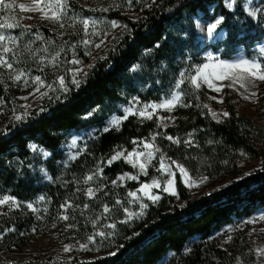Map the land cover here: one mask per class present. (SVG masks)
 I'll use <instances>...</instances> for the list:
<instances>
[{"label": "trees", "instance_id": "1", "mask_svg": "<svg viewBox=\"0 0 264 264\" xmlns=\"http://www.w3.org/2000/svg\"><path fill=\"white\" fill-rule=\"evenodd\" d=\"M64 1L68 14L82 18L96 14L121 23L125 29L113 36L91 62L79 87L68 85L67 92L41 107L43 111L38 109L22 121L0 125V196L20 202H32L44 196L47 213L54 220L70 213L80 226L92 225L100 216L104 217L105 205L122 213V204L116 203L117 196L110 194L118 190L107 189L93 198L86 197L82 191L84 179L106 154L109 136L99 131L88 141L82 154L65 167L62 146L72 132L103 127L130 100L148 104L167 99L176 90L181 73L185 82L178 89L182 97L171 113L173 123L162 128L154 118L145 120L139 124L138 134L144 138L155 135L154 141L162 152L194 175H226L242 157L260 158L264 149V124L238 113L233 95L227 91H223L222 98L228 116L218 123L204 107L206 96L213 93L204 87L197 89L190 82L195 65L202 60L195 28V17L199 14L209 21L217 16L225 17L220 26L226 37L212 46L213 50L222 48L223 59L231 58L239 47L250 57L252 49L264 39L262 22L248 15L243 0H236L233 10L225 6L226 0H150L149 6H142L136 20L115 11L94 13L74 0ZM257 3L264 9V0ZM18 24L0 31L17 34L22 43L41 46L64 61L70 58L63 55L69 48H61L47 28L28 27L19 19ZM67 44L73 46L71 51L79 58L88 61L83 40L75 37ZM19 59L17 66L25 60ZM260 62L264 64V59ZM0 94L15 98L1 82ZM259 94L264 120V89ZM169 136L179 143L169 140ZM187 140L191 143H185ZM31 144L48 151L50 156L42 160L31 150ZM43 168L52 182L43 181ZM175 180L177 197L164 194L156 205H149L145 216L129 223L115 222L109 238L111 253L115 255L66 263L0 258V264H157L170 252L174 255L166 264H245L244 243L233 240L225 245L215 233L235 219L250 217L264 208V166L222 190L194 199H190L179 174ZM69 204L75 208L69 209ZM25 224L29 225L22 227ZM30 224V214L5 212L0 220L2 241L10 242L16 231L29 230ZM2 246L7 248L9 244Z\"/></svg>", "mask_w": 264, "mask_h": 264}, {"label": "rangeland", "instance_id": "2", "mask_svg": "<svg viewBox=\"0 0 264 264\" xmlns=\"http://www.w3.org/2000/svg\"><path fill=\"white\" fill-rule=\"evenodd\" d=\"M74 1L94 13L115 11L131 18L132 20H136L140 16L143 8L142 6L150 5V0ZM8 2H11V0H8ZM31 2L32 0H16L17 4H31ZM227 2L228 0L225 1V6ZM243 2V9L248 15L250 11L255 10L257 12L256 17L250 16L254 20H260L264 26V9L258 5L257 0H243ZM63 4L64 7L62 12L58 13V15L61 16L59 21L42 18L41 13L38 11L22 12L18 7L11 12L12 16H15L28 27L41 26L47 28L54 36L58 45L59 43L61 44V48H69L70 51L64 52L63 55H68L70 58L67 59V61H64L61 57L53 55L50 50H43L41 46L35 47L29 43H22L17 34L5 33V35L15 38L16 43L14 45H9L10 47H13L14 53H10L6 57V59L13 63V70L0 67V82L3 84L6 92L14 93L15 98L12 100V98L0 94V125L8 123L9 121H17L14 117L16 115H21L24 112L28 113V117L33 111L41 109L47 101L62 93L63 91L60 90L59 82L57 80L58 76H64L67 87L68 85H73V72L70 71V69L80 70L76 73V79L80 81V79L86 74L87 70H89L91 62L97 55L102 53L110 39L125 29L124 25L121 23L114 20H105L96 14L84 18L68 14L66 2L64 0ZM6 15L4 13L1 15L0 13V22H3V19L7 17ZM218 17L219 16L216 18ZM84 20L89 22L87 30H85L83 24ZM214 20H203L201 14L195 17V28L200 43V56L202 57V60L195 65L192 75H195L196 71L204 64L215 65L218 61L234 63L241 59H247L261 63L260 59H264V39L252 49L250 57L246 55V51L242 47H239L231 58H221L220 51L222 48L219 47L217 50H213L212 46L217 45L218 42L224 40L226 32L224 28L219 26L217 32L209 37L207 35V24L214 22ZM8 22H13V20L9 19ZM113 23H115L116 27H113ZM60 24H63L64 27L61 28ZM75 37L79 40H83L84 43L85 41H88V43H85V55L87 56L88 61L79 58L73 50L71 51L70 47L73 46L67 44ZM97 45H99V47H97ZM54 56L56 57L55 62L52 61V57ZM19 58L25 60L23 64L17 66V63L20 60ZM73 60H79L80 63L72 64L71 61ZM31 70L36 71L37 74H33ZM208 71H212V69H209ZM19 72H23L24 75L20 80H15L13 77ZM192 75H190V77ZM243 75L245 79L242 82L246 85L247 91L240 86V82L233 83L231 78L214 80V83L218 87H221L220 92L214 91L212 88H209L206 83L201 82L199 88H207L213 93L212 95L206 96L204 102V105L208 106L205 107V109L211 118H213L211 112H215L220 120L225 118L222 113L227 111L223 105L222 95L223 91H227L233 95V102L235 103L238 113L250 116L258 124H264L260 112L261 110L259 108V90L264 89V81L255 80L254 78L247 76L246 73ZM36 76H40L45 85L44 87H40L39 91H36L37 85L33 82L34 77ZM49 84L53 86L52 89L46 87V85ZM253 85H255V87H253ZM176 91L179 90L176 89L174 92ZM252 91L256 92L254 98L250 97ZM41 93H47V95L41 97ZM171 95L168 98H171ZM245 96H249V98L245 99ZM213 97L215 99H213ZM149 104L153 103L140 104L136 100H130L129 103L121 105L119 110L107 119L103 127L91 126L78 132H72L62 146L64 155L62 166L65 167L74 160L70 159L71 156L77 158L82 154L88 141L95 138L99 131L109 136L110 144L105 145L106 154L97 162L94 171L86 176L93 175L94 178L87 183H85L86 178L84 179L82 191H84L85 196L88 197L86 191L89 187L94 190L95 196L98 193L107 191V189L118 190L117 192L114 191L110 194L117 196L116 203L119 201V203H117L118 206L122 204V213H116L112 209H109V212L103 213L105 215L104 217L100 216V218L93 222L92 225L80 226L76 223L70 213H63L60 218L54 220L52 216L47 213L48 205L44 196H38L32 202H20L17 199L8 196L11 200L6 204L0 205V220L5 212L20 211L24 216L31 215V224L29 230H19L18 233L16 231L14 238L10 242L2 241L4 232L0 233V258L6 261L27 260L66 263L71 262L72 260L91 261L98 257L110 255L111 241L109 238L111 237L114 228H110L108 225H115V222L121 221H127L126 223H129L139 219L145 216L149 205H156L164 194L171 195L168 192L163 191L162 187H153L150 189V193L159 196V200L153 202L148 199V196L143 192L137 191L141 188L142 184H152L153 180H155L163 186L167 179H169V176L160 168L161 157L164 158L165 163L172 168L176 175L179 174L181 178L179 171L174 165H171V161L175 159L166 156L160 147L156 145L154 141L155 135L150 138H144L138 134L139 124L145 120H149L142 118L139 115L138 110ZM179 104L180 101L177 106ZM130 107L136 112V114H130L127 119H123L124 110ZM173 110L171 112L162 109L157 110V112L153 114V118L159 126L165 128L173 123L174 118L171 115ZM113 117H120L122 119L119 129L110 128L108 132H104V127L109 126V122ZM159 117H172V119L161 120ZM73 141H75V144H73ZM143 142L153 145V148L144 149ZM33 145L36 146L35 150L32 147ZM30 148L36 155L41 157L42 160H45L50 156L48 151L39 148L36 144H31ZM156 149H159V151H156ZM149 150L153 151L152 159H148L146 155L140 157V162L145 164L146 171L142 172L138 164L136 167H133V163L127 161L123 156L120 159L113 161L111 164H108V160H110L117 151L126 155L129 152L139 151L146 153ZM45 153H47V155H45ZM131 159L135 161V157H132ZM175 161L183 165L179 161ZM263 166L264 149L258 160L242 157L238 160L236 167L226 175L209 177L203 174L194 175L184 166L188 172L189 178L192 180L198 181L201 177L208 178L203 184H200L197 187H188L183 182V178H181V180L188 190L190 199H194L196 197L208 195L214 191L222 190L227 184L240 180L242 177L246 176V173L259 171ZM100 169H102V172L99 171ZM41 174L44 182H52V177L46 169L43 168ZM128 176H136L137 179H128ZM121 177H123V179H121ZM113 181H116V183H113ZM174 187L176 195L171 196L177 197L175 179ZM129 192H137L138 198L134 199L133 197H130L128 195ZM3 197L4 196H0V199ZM41 197H43V199H41ZM13 201L15 203H13ZM178 203L179 205L182 204L180 201H178ZM28 204H32L35 211L29 209L27 207ZM141 204H145L147 207L141 208ZM74 208L73 205L69 204V209ZM125 209H127V211H125ZM129 213H134L135 215L129 218ZM261 216H264V208L258 209L250 217L235 219L231 224L223 226L217 231V233H215V236L225 245L233 243V240H239L241 243H244L245 249L243 259L245 264H264V256L257 254V249H264V231H262V229H264V220L260 219ZM64 217H67V219ZM248 221L253 222L249 223ZM27 225L29 224L22 225V227H26ZM99 232H103L105 235H98L97 233ZM90 236L93 237L91 241L88 239ZM229 237H231V239H229ZM3 244H9V246L6 248L5 246H2ZM81 244L87 245V248L82 249L80 247ZM65 246H69V251H64ZM173 255V252L168 253L157 264H166Z\"/></svg>", "mask_w": 264, "mask_h": 264}, {"label": "snow or ice", "instance_id": "3", "mask_svg": "<svg viewBox=\"0 0 264 264\" xmlns=\"http://www.w3.org/2000/svg\"><path fill=\"white\" fill-rule=\"evenodd\" d=\"M236 3V0H228L226 3V7L231 10L234 8ZM19 8L22 12H40L42 15V18L45 19H52L53 21H59L61 16L58 15V13L62 12V9L64 7L63 0H32L31 4H25V3H16V0H11V2H8V0H0V13H7V17L3 19V22H0V30L4 29H12L14 27H18V19L15 16L11 15V12L15 8ZM249 15L252 17H256L257 12L255 10H252L249 12ZM31 18V17H28ZM11 19L14 22H8V20ZM225 17L224 16H219L214 20V22L208 23L207 24V35L209 37L213 36L214 33L217 32V29L219 26L224 22ZM85 30L88 28L89 22L87 20L83 21ZM60 27L63 28L64 25L60 24ZM113 27H116L115 23H113ZM16 43L15 38L5 35L3 31H0V67H5L8 70H13V63L10 62L6 57L10 53H14L13 47H10L9 45L12 44L14 45ZM85 43H88V41H85ZM99 47V45H97ZM43 59V58H41ZM56 57H52V61L55 62ZM72 64H79V60H73L71 61ZM209 69H212V71H208ZM70 71L73 72V79H72V84L75 85L76 87L80 86V81L76 79V73H78L80 70L79 69H70ZM247 74V76H250L254 78L255 80L258 81H264V64L258 63L255 60H247V59H241L239 61H236L234 63H228L226 61H218L215 65L211 64H204L201 68H199L195 75H192L190 77V82L191 85H193L195 88H199L201 86V82L206 83L209 88H212L216 92L221 91V87H218L215 83L214 80H225V79H232L233 83L240 82V86L242 88H245V91H247L246 85L242 82L245 77L243 74ZM24 75L23 72L17 73L13 78L15 80H20L22 76ZM181 79L178 81L176 84V89H179L180 86L185 82L184 80V73H181ZM57 80L59 82L60 90L63 92H67L68 88L65 84V78L64 76H58ZM33 82L37 85L36 91H39L40 87H44V82L41 80L40 76L34 77ZM231 86V85H229ZM49 89H52V85H46ZM255 87V85H253ZM55 90V89H53ZM44 95H47V93H41V97ZM256 92L252 91L250 93V97H255ZM249 96H245V99H248ZM181 99V92L176 91L171 95V98L163 100L161 103H153L146 105L144 108H141L138 110L139 115L142 118L145 119H152L153 114L157 112V110H165L168 112H171L178 104V102ZM213 99H215L213 97ZM222 102V101H220ZM204 107H208L207 105H204ZM44 109H41L43 111ZM211 111V110H210ZM135 115L136 112L133 111V109L126 108L124 110V116L123 119H127L128 115ZM28 113L24 112L21 115H16L14 118L17 121H21L27 117ZM211 115L213 116L214 119L217 120V122H222L219 118V116L215 112H211ZM224 117L228 116L227 112L222 113ZM159 119H172V117H159ZM122 123V119L120 117H113L110 122L109 126H106L103 131L108 132L110 128H116L117 130L119 129L120 124ZM169 140H172L174 143H179L178 140H174L173 137L169 136L167 137ZM186 143H191V141H186ZM73 144H75V141H73ZM33 149H36V146H32ZM143 147L144 149H152L153 145L143 142ZM156 151H159V149H156ZM47 155V153H45ZM148 159H152L153 157V151L149 150L146 153L145 152H139V151H134V152H129L126 155L122 152L117 151L110 160H108V164H111L113 161L120 159L122 156L129 162L133 163V167H136L137 164L139 165L140 170L146 171L145 164L140 162V157L145 156ZM135 157V161H133L131 158ZM75 156H71L70 159H75ZM171 165H174L175 168L179 171L181 178H183V182L185 183L186 186L188 187H197L200 184H203L208 178L207 177H201L198 181L197 180H192L188 176L187 170L184 168L183 165L177 163L175 160L171 161ZM160 168L163 170L164 173H166L169 176V179H167L166 183L162 186L160 185L157 181L153 180L152 184H142L141 188L138 189V192H143L145 195L148 196V199L152 200L153 202L159 200V196L151 194L150 189L153 187H162V190L165 192H168L171 195H176L175 187H174V179L176 173L172 170V168L165 163L164 158H160ZM102 172V169L99 170ZM251 173H246V175H250ZM127 175V174H125ZM94 178L93 175H90L86 177L85 183L88 181H91ZM128 179H137L136 176H128ZM123 179V177H121ZM113 183H116V181H113ZM86 194L88 195L89 198H92L95 196L94 190L89 187L86 191ZM128 195L130 197H133L134 199L138 198L137 197V192H129ZM43 199V197H41ZM11 200L10 197L4 196L2 199H0V205L6 204ZM13 203H15L13 201ZM119 203V201L117 202ZM27 207L29 209H33L32 204H28ZM85 208L88 207L87 204L84 205ZM141 208L147 207L145 204L140 205ZM127 211V209H125ZM104 212L107 213L109 212V208L105 205L104 206ZM135 215L134 213H129V218L131 216ZM142 215V213H141ZM67 219V217H64ZM261 220H264V216L260 217ZM127 221H121V223H126ZM249 223L253 221H248ZM110 228H115L114 224L108 225ZM264 231V229H262ZM98 235L104 236L105 233L99 232L97 233ZM89 241L93 239V237L88 238ZM231 239V237H229ZM80 247L82 249L87 248V245L81 244ZM64 251L67 252L69 251V246H65ZM112 255H115V253H111ZM257 254L264 256V249H257Z\"/></svg>", "mask_w": 264, "mask_h": 264}, {"label": "built area", "instance_id": "4", "mask_svg": "<svg viewBox=\"0 0 264 264\" xmlns=\"http://www.w3.org/2000/svg\"><path fill=\"white\" fill-rule=\"evenodd\" d=\"M105 128V127H104Z\"/></svg>", "mask_w": 264, "mask_h": 264}]
</instances>
